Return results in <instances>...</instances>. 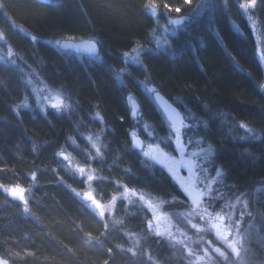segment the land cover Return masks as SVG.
Instances as JSON below:
<instances>
[{
    "label": "trees",
    "instance_id": "1",
    "mask_svg": "<svg viewBox=\"0 0 264 264\" xmlns=\"http://www.w3.org/2000/svg\"><path fill=\"white\" fill-rule=\"evenodd\" d=\"M144 2L0 0V33L6 35L0 53L12 48L71 103L65 117L40 114L17 66L0 55V168L8 169L0 172V184L28 187L26 198L34 213L22 214L21 201L0 190V252L8 248L36 252L35 259L14 264H52L53 257L61 264L104 260L108 264H191L182 252L148 231L150 215L142 206L119 202L112 223L117 225L106 227L72 192L82 183L56 155L62 149L76 156L71 143L89 153L83 138L99 137L103 156L89 158L100 177L95 183L100 199L108 200L122 185L160 200H183L166 171L131 146L130 135L138 120L156 135L168 134L141 81L160 89L179 108L193 126V140L213 146L211 160L223 171L227 184L252 189L253 184L264 182V68L239 0H193L185 6L180 13L182 25L169 38V47L142 53L147 71L142 64L125 63L122 56L137 40L151 46L147 34L155 19L142 10ZM162 2L182 4V0ZM162 13L167 12L161 8ZM254 20L264 50V0L254 10ZM17 26L36 36V42L21 35ZM69 35L96 41L99 58L53 46ZM47 39L52 43H45ZM120 68L124 71L118 76L114 69ZM129 95L139 105L136 119L130 116ZM23 101L27 108H17ZM251 206L245 259L247 264H264V191L252 192ZM89 232L99 240H89L85 235Z\"/></svg>",
    "mask_w": 264,
    "mask_h": 264
},
{
    "label": "snow or ice",
    "instance_id": "2",
    "mask_svg": "<svg viewBox=\"0 0 264 264\" xmlns=\"http://www.w3.org/2000/svg\"><path fill=\"white\" fill-rule=\"evenodd\" d=\"M193 0H182V4L180 6H172L171 3H163L162 0H145V2L142 4V10L150 11L151 16L153 18H157L160 9L162 8L164 12H167L169 14V19L167 21V25H180L183 22V17L180 15L182 12V9L185 8V6H190L192 4ZM239 7L243 10L245 15L247 16L249 21H254V10L257 9V7L260 4V0H239ZM179 15L180 18L172 19V15ZM156 24L160 25L159 20H156ZM167 25H165L164 30L167 31ZM255 26V25H254ZM148 37H152L155 39L157 34V29L152 28L151 31L148 32ZM4 34L0 33V40L6 41ZM37 39L36 36H32V40L35 41ZM76 38L72 35L67 36L66 38H63L61 40H56L54 43L59 45L61 48H75L77 50H80L82 47L85 48L87 51H89L93 56H96L99 58L97 53V43L94 40H89L85 44H76V43H70L71 41H74ZM52 43V41H49ZM156 48L160 47V41H155ZM144 41L137 40L136 46L132 48V53L140 54L142 52V49L144 48ZM6 58L9 60L10 63L15 64V59H13L15 53L12 51V48L7 47L5 50ZM131 53L128 51L122 52V56L127 58L130 56ZM264 59V56L261 57ZM137 63L143 65V60L140 59L139 55L135 58ZM145 71H147V65H143ZM116 71L117 75L119 76L124 69H114ZM41 75V74H40ZM42 76V75H41ZM35 78V77H33ZM46 80V79H45ZM28 84L31 83V80L27 82ZM141 83L145 86L146 90L154 94L155 100L159 102V107L162 109L163 114L166 117V120L168 122V127L171 129V135L167 137V140L175 142V151L174 152H165L164 149L161 147V143L157 141V151L158 156H152L150 157L149 151H144L143 156L148 157L152 160H154L157 164H163L166 165L167 160H171L175 163V156L176 151H179L181 160L178 164L175 165V167H169V172L172 173V176L176 177L178 180H180L181 184L180 186L184 188L186 195V199H191L192 204L188 205V211L180 213V215L184 218V220L187 222L188 225L191 226V229L194 230L195 233H201V232H209L213 233L215 235L216 242L218 241L219 244H214L217 246H211L212 243L209 244V248H206V250L203 251L201 256L197 257V260H203L205 258H208L209 260H214L216 257H219L220 259L225 261V264H229L231 260H233V256H235L237 261L240 260L241 257V251L238 245H240L241 241L234 238V233L236 236H241L238 228H235L234 222L232 219V215L230 212L226 211L229 209H232L234 207L233 204L228 202V199L226 197V194L224 191H222L221 187L224 184V173L220 168H217L215 170L214 175L209 176L208 175V169L206 167H203V165L200 163V161L209 162L213 156V146L211 144H208L207 146H203L200 140H196L195 144L199 151H193L190 153L189 159L185 161L183 158L186 155H189L185 152V146L182 142V137L184 136V131L189 127V123L187 122V118L185 116H181V113L177 111L176 107H173L171 103H169L167 100L164 99V96L161 95L160 89L158 90L156 87H148V84L144 81H141ZM261 89L264 90V85H261ZM25 100L28 99V97L24 98ZM45 99H53L55 100L54 103L51 104V108L54 110H57V112H64L65 109L70 110L71 104L68 101L66 104L64 100L59 99L58 97L54 96H47ZM27 107V103H24L20 105V107ZM207 107V105H205ZM99 115V113H97ZM132 116H136V111L132 112ZM241 128H244L248 130V126L241 123L239 125ZM146 129L150 126H145ZM149 135H152V132L149 131ZM133 137L136 136V134L132 133ZM140 141L135 140L134 142L131 141V146L133 147H139ZM96 151L95 155L97 157L103 156V152L101 148L97 147L95 144L92 145ZM56 155H59L63 158V160L67 161L69 160V156L64 154V151L61 149L59 153H56ZM163 157V158H161ZM196 159V162H193V159ZM180 166H186L189 173V181L190 184L188 187L185 186L183 178L179 176V167ZM127 170V169H126ZM7 168H0V172H7ZM76 172H78L81 176L86 177V180L88 182H93L100 177L96 174L95 171H86L84 167H77L75 169ZM197 172L199 173L200 179H194V177L197 175ZM33 180H36V175L34 174L32 177ZM191 188V190H189ZM0 189H3L4 192L8 193L14 200L18 199L19 201L23 202L24 207L22 214L24 215H34L32 213L31 208L29 207V200L26 199V190L24 187H21L19 184H16L13 187H7L5 184H0ZM120 189V188H119ZM75 192V189H72ZM195 191L197 195L193 197L192 192ZM256 191H259V189H256ZM121 192L122 201L123 199H127L129 195L136 196V191L130 187H123V189L117 191ZM78 196L80 193H76ZM83 197L86 201H90L91 205L94 207V209L98 212L99 216L101 218L105 217L106 208L104 205H102L92 194L91 191L83 193ZM117 197L113 196L111 198V201L108 208H112L115 206ZM144 196L140 195L138 197V201H144ZM176 198L173 197V200ZM209 201H223L222 205L219 207H213L209 204ZM237 203H243L244 207H247V200L241 201L239 198H237ZM134 203V202H133ZM162 204L169 203L168 201H165L161 199ZM147 205L149 208H152L153 205L151 201L147 202ZM156 220L160 219V216L154 215L153 217ZM203 222V227H201L200 222ZM79 227V226H78ZM148 228L152 229V220L150 219L148 221ZM182 236L187 237V232H181ZM85 235L88 237L89 240H99V237H94L91 232L85 233ZM101 235H104V233H101ZM155 235L161 240L163 239V234L159 231L155 232ZM118 247V246H117ZM69 251H73V249H69ZM129 253H132L133 255H137L135 252H133L132 249H127ZM74 252V251H73ZM109 254H111V249H108ZM188 257H192L195 255L194 250L188 249L187 250ZM36 258V252L31 249H21L17 251H13L11 248H8L5 250V252H0V264H14L15 261H25L30 259ZM151 259V257H149ZM52 264H61L59 260H56L55 257H53ZM102 264H108L107 260L102 261Z\"/></svg>",
    "mask_w": 264,
    "mask_h": 264
},
{
    "label": "rangeland",
    "instance_id": "3",
    "mask_svg": "<svg viewBox=\"0 0 264 264\" xmlns=\"http://www.w3.org/2000/svg\"><path fill=\"white\" fill-rule=\"evenodd\" d=\"M242 10V9H241ZM243 11V10H242ZM150 12V11H149ZM244 13V12H243ZM151 14V13H150ZM245 14V13H244ZM246 16V15H245ZM172 19H176V18H180L177 15H172L171 16ZM155 19V27L157 29V36L154 38L150 37L149 41L151 43L150 48L145 45L144 48L142 49V52L140 54L137 53H132V50L129 51L130 56L125 58L123 57L125 63L127 64H131V65H136V66H141L139 63H137V61L135 60V58L139 55V57H141L142 53L147 52V51H163L165 49H167L169 47V38L174 36L176 34V32L178 31V29H180L182 23L180 25H167V21L169 19V14L167 13H162L159 14L157 18ZM159 20L160 25L156 24V20ZM249 21V20H248ZM249 24L251 26V30L252 33L255 37L256 40V51H257V55L259 57L260 62L263 65L264 68V59H262L261 57L264 56V50L262 48V44L260 42V33L259 30L257 29V24L256 21H249ZM165 25H167V31L164 30ZM255 25V26H254ZM159 40L160 41V47L156 48V44L155 41ZM53 46L55 48H58V45L53 43ZM135 47V46H134ZM7 47H5L6 50ZM4 50V51H5ZM1 56H3V58H6V53H0ZM13 59H15V64H12L9 62V65H14L17 66V70H19L22 74V83L24 84V86L26 87V89L30 92L31 94V99H32V104L34 109H36L40 114L42 115H46L47 113H52L55 114L57 116H67L71 109H65L64 112H57V110H54L51 108V104L55 102V100L53 99H45V97L51 95L54 97H58L59 99L64 100V102L67 104L68 101L70 102V100L68 99L67 96H65L64 94L60 93L57 90L52 89L51 87H49L41 78L40 76L35 72V70H33L32 68L29 67V65L27 63H25L20 57L14 55ZM8 60V59H7ZM35 77V78H33ZM31 80V83L28 84L27 82ZM142 87L144 88L145 91L146 88L144 85H142ZM150 87V86H148ZM151 88V87H150ZM148 92V91H147ZM149 93V92H148ZM130 96V95H129ZM25 101H23L20 105L24 104ZM71 104V103H70ZM17 106V108H25L23 106L20 107ZM27 108V107H26ZM97 119V121H99L101 123V119L99 117H95ZM146 125L144 123H142L140 120L137 121L136 124V128L134 131L131 132L130 138H138L142 148L139 150L140 154L142 155V157L146 160H148L150 163H153L151 161L150 158L148 157H144L143 156V152L144 151H149L150 153V157H152L153 154L157 153V141H159L161 143V147L164 149L165 152H174L175 151V142L173 141H169L167 140V137L171 135V132L169 131L168 125H167V129H168V134L166 136H159L156 135L152 130H150V128L145 127ZM194 130L193 126H189L187 129H185L184 131V136L182 137V142L184 143L185 146V152L188 153L189 155H186L183 159L185 161H187L189 159L190 153L193 151H199V149L197 148L195 141L193 140L190 136V130ZM149 131L152 132V135H149ZM135 133L136 136L133 137L132 133ZM142 134V135H141ZM84 142L85 144L88 146L89 149V153L88 150L83 149V147L76 145L74 143L70 144V147L75 151L76 156H79L80 158H77L76 156H70L67 152H64L65 155L69 156V160L67 161H63L64 163H66L67 168L71 171L74 172L77 180L79 182L82 183V185L80 186L81 188L79 189H75V192L72 190L74 188H72V192L75 194V196H77L99 219H101L104 222V225L106 227L112 226V225H117L112 224L113 223V212L114 209L116 207V205L119 202H123L125 206H142L145 209L148 210L150 217L148 218V220L146 221V227L148 229V231L155 235L156 231H159L160 233L163 234V239L167 244H169L170 246L176 248L178 251L182 252L183 255L186 257V259L188 261L191 262V264H200V263H206V264H225V261L220 259L219 257H216L213 261L209 260L208 258H205L203 260H197L198 256H201L203 251L206 250V248H209V244H213L211 246H217L214 244H219V242H216V238L215 235H211V233L209 232H201V233H195L194 230L191 229V226L187 224V222L184 220V218L180 215V213L188 211V205L192 204V200L191 199H187L185 201V199L183 200H169L166 205L161 203L160 199H157L155 197H151L146 193H142L140 191H136V196H131L129 195L127 199H123L122 201V197H121V192H117L120 189L122 190L124 186L119 185L117 188L118 190L116 191L115 194H113L108 200H102L100 199V197L96 194V190H95V183L96 181L93 182H88L86 180V177L81 176L78 172L75 171V169L77 167H84L86 169V171H94L91 168V161L92 158L89 157H93V158H100L97 157L95 155V151L96 149L92 146L93 144H95L97 147L101 148L100 145V138L99 137H95L94 139L89 137V136H85ZM203 146H207V144H202ZM179 151H176V156H175V163L171 160H167L166 165L165 166V171L166 173L170 176V178L172 179V181H174L177 185H180V180H178L176 177L172 176V173L169 172V167H175L176 164H178V157ZM59 156V155H57ZM60 157V156H59ZM181 158V157H180ZM86 159V163L83 164L82 160ZM193 162H196L195 158H192ZM80 160V161H79ZM200 163L203 165V167H206L208 169V175H214L215 170L217 168H219L218 166H216L212 160H210L209 162H204V161H200ZM180 168V167H179ZM72 175V174H71ZM180 177H187L186 179V183L190 184L189 181V173L188 176L182 174L180 175ZM194 179H200L199 173L197 172V175L194 177ZM224 179V184L221 187L222 191L225 192L226 197L228 199V202L233 204L234 207L232 209L226 210L228 212L231 213L232 215V219L234 222V226L235 228L239 229L241 236H236L234 233V238L238 239L241 241L240 245H238V247L240 248L241 251V257L240 260L237 261L235 259H237L235 256H233V260H231L229 262V264H247L245 256H246V252H247V235H249L250 233V229H251V225H252V220H253V216L251 218V212L253 210L252 206H251V196H252V192H256V189H259V191H264V182L260 183V184H253L252 189L251 186H247L244 187L242 189H235L233 188L231 185L227 184V182ZM184 181V179H183ZM15 185H11V186H7V187H12ZM24 187L26 190V197L29 195L28 191L30 190L28 187L26 186H21ZM120 188V189H119ZM251 189V190H250ZM1 191H3V189H0ZM91 191L92 194L94 195V197L102 204L105 206L106 208V213H105V217L101 218L98 214V212L94 209V207L91 205L90 201H86L83 197V193ZM4 192V191H3ZM76 193H80V195L78 196ZM5 194L7 195V193L5 192ZM184 195L185 192L183 193ZM140 195L144 196V201H138V197ZM197 195V193H196ZM113 196H116V202H115V206L112 208H108L107 206L109 205L111 198ZM195 197V196H193ZM237 198H239L241 201L243 200H247L248 204L247 207L243 206V203H237ZM27 199V198H26ZM13 200V199H12ZM151 201L153 207L149 208L147 205V202ZM134 202V203H133ZM22 205L23 202H21ZM223 203V201H209V204L212 205L213 207H219L221 206ZM154 215H158L160 216L159 220L154 219ZM152 220V229L148 228V221ZM201 227H203V222H200ZM181 232H187V237L182 236L180 233ZM214 234V231H213ZM156 236V235H155ZM161 239V238H160ZM192 249L195 252V255L192 257H188L187 255V250L188 249ZM210 250V248H209Z\"/></svg>",
    "mask_w": 264,
    "mask_h": 264
},
{
    "label": "water",
    "instance_id": "4",
    "mask_svg": "<svg viewBox=\"0 0 264 264\" xmlns=\"http://www.w3.org/2000/svg\"><path fill=\"white\" fill-rule=\"evenodd\" d=\"M18 31H19L21 34H23L26 38H28L30 41H33V40H32V35H30L26 30H24V29L21 28V27H18ZM87 41H89V39L74 40V41H71L70 43L85 44V43H87ZM46 42L50 43L48 40H47ZM59 49L62 50V51H70V52H72V53H74V54H76V55L93 56L89 51H87V50H86L85 48H83V47H82L80 50H77V49H75V48H67V49H65V48H61V47L59 46ZM97 53L99 54V48H98V46H97ZM93 57H95V56H93ZM161 95L164 96L163 94H161ZM151 97H152V100H153L154 104L156 105L157 109L160 111L161 115L163 116V118H164L166 124L168 125V122H167V120H166V117H165V115L163 114L162 109L159 107V102H157V101L155 100V96H154V94H151ZM164 99L167 100L169 103H171V104L173 105V107H176V108H177V111L180 112L179 108H178L177 106H175L171 101H169L165 96H164ZM127 100H128V101L130 100V96L127 97ZM129 105H130V116H131V118L135 119V118L138 116L139 106H138L137 102L134 101V100L130 101V102H129ZM133 111H136V116H135V117L132 116V112H133ZM168 128H169V127H168ZM169 131L171 132V129H170V128H169ZM135 140H139V139H138V138H132L131 141L134 142ZM132 148L135 149V150H137V151H139V150L142 148L141 143H140L139 147H133V146H132ZM152 156H158V152L155 153V154H153ZM60 158L63 160V158H62L61 156H60ZM161 158H163V157H161ZM63 161H65V160H63ZM151 161H152L155 165L159 166L160 168H164V167H165V165H163V164H157V163H156L154 160H152V159H151ZM183 168H184L185 170L187 169L186 166H183ZM12 187H13V186H12ZM7 196H8V198L13 199L8 193H7ZM13 200H14V199H13ZM15 201H19V200H18V199H15ZM201 264H206V263H201Z\"/></svg>",
    "mask_w": 264,
    "mask_h": 264
},
{
    "label": "flooded vegetation",
    "instance_id": "5",
    "mask_svg": "<svg viewBox=\"0 0 264 264\" xmlns=\"http://www.w3.org/2000/svg\"><path fill=\"white\" fill-rule=\"evenodd\" d=\"M178 157H179V159H178V163H179V161L181 160L180 155H178ZM166 162H167V161H166ZM179 174H180V175L184 174L185 176H186V175L188 176V169L185 170V169L183 168V166H180V168H179ZM183 179H184V184H185V186L188 187V186H189V183H186V182H185L186 179H187V177H183ZM173 182H174V181H173ZM174 183H175V182H174ZM175 184H176V183H175ZM180 184H181V183H180ZM176 185H177V184H176ZM177 187H178V189L180 190L182 196L184 197L183 199H185L187 193H185L186 195L183 194V193L185 192V191H184V188H182L180 185H177ZM189 190H191V188H190ZM192 195H193V196H196V192L193 191V192H192Z\"/></svg>",
    "mask_w": 264,
    "mask_h": 264
},
{
    "label": "bare ground",
    "instance_id": "6",
    "mask_svg": "<svg viewBox=\"0 0 264 264\" xmlns=\"http://www.w3.org/2000/svg\"><path fill=\"white\" fill-rule=\"evenodd\" d=\"M244 14V13H243ZM244 16H245V14H244ZM246 17V19H247V21H248V18H247V16H245ZM249 22V21H248ZM256 24H257V22H256ZM257 29H258V26H257ZM16 30L18 31V26L16 27ZM25 30V29H24ZM19 32V31H18ZM28 32V31H27ZM20 33V32H19ZM29 33V32H28ZM21 34V33H20ZM30 35H32L31 33H29ZM21 35H23V34H21ZM24 36V35H23ZM33 36V35H32ZM37 40V39H36ZM36 40L35 41H31V42H36ZM48 40V39H47ZM47 40H45L44 42L45 43H48V42H46ZM2 41L3 40H0V43H2ZM49 41V40H48ZM96 42V41H95ZM49 44V43H48ZM97 46H98V44H97ZM99 48V47H98ZM19 71V70H18ZM19 73H20V75L22 76V74H21V72L19 71ZM29 94H30V92H29ZM30 96H31V94H30ZM137 102V101H136ZM137 104H138V102H137ZM139 106V105H138ZM60 158V157H59ZM61 159V158H60ZM62 160V159H61ZM63 161V160H62ZM165 168V167H164ZM164 168H162V169H164ZM165 170V169H164ZM169 176V175H168ZM170 177V176H169ZM212 235L214 236V234L212 233ZM187 260V259H186ZM184 261V260H183Z\"/></svg>",
    "mask_w": 264,
    "mask_h": 264
}]
</instances>
